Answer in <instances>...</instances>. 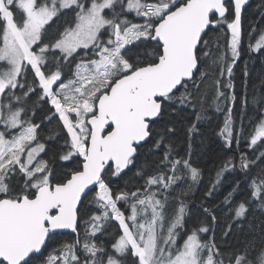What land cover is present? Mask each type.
<instances>
[{
    "label": "snow or ice",
    "instance_id": "6c2138e0",
    "mask_svg": "<svg viewBox=\"0 0 264 264\" xmlns=\"http://www.w3.org/2000/svg\"><path fill=\"white\" fill-rule=\"evenodd\" d=\"M0 264H264V0H0Z\"/></svg>",
    "mask_w": 264,
    "mask_h": 264
},
{
    "label": "trees",
    "instance_id": "16d2710c",
    "mask_svg": "<svg viewBox=\"0 0 264 264\" xmlns=\"http://www.w3.org/2000/svg\"><path fill=\"white\" fill-rule=\"evenodd\" d=\"M256 3H257V0H252L253 5H255ZM249 15L252 16L253 18L255 17V13L252 11H250ZM206 164H207V169H206V175H205V183H207L211 175H214L213 164L207 161H206Z\"/></svg>",
    "mask_w": 264,
    "mask_h": 264
}]
</instances>
